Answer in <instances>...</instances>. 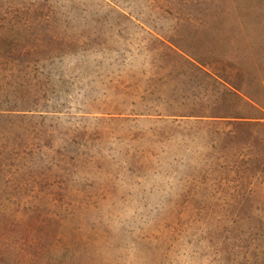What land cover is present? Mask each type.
<instances>
[{
  "label": "rangeland",
  "instance_id": "obj_1",
  "mask_svg": "<svg viewBox=\"0 0 264 264\" xmlns=\"http://www.w3.org/2000/svg\"><path fill=\"white\" fill-rule=\"evenodd\" d=\"M0 264H264V0H0Z\"/></svg>",
  "mask_w": 264,
  "mask_h": 264
},
{
  "label": "trees",
  "instance_id": "obj_2",
  "mask_svg": "<svg viewBox=\"0 0 264 264\" xmlns=\"http://www.w3.org/2000/svg\"><path fill=\"white\" fill-rule=\"evenodd\" d=\"M223 80V79H222ZM223 83L226 85L227 84V87L229 89V91L236 97H244L243 94H241V92L233 85L231 84H228L225 80H223ZM247 99V97H245Z\"/></svg>",
  "mask_w": 264,
  "mask_h": 264
}]
</instances>
